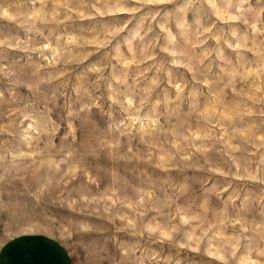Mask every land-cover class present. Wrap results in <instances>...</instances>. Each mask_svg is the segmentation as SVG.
Listing matches in <instances>:
<instances>
[{"label":"clouds","instance_id":"1","mask_svg":"<svg viewBox=\"0 0 264 264\" xmlns=\"http://www.w3.org/2000/svg\"><path fill=\"white\" fill-rule=\"evenodd\" d=\"M72 264H264V0H0V249Z\"/></svg>","mask_w":264,"mask_h":264},{"label":"crops","instance_id":"2","mask_svg":"<svg viewBox=\"0 0 264 264\" xmlns=\"http://www.w3.org/2000/svg\"><path fill=\"white\" fill-rule=\"evenodd\" d=\"M0 264H72L68 253L44 236H24L2 248Z\"/></svg>","mask_w":264,"mask_h":264},{"label":"rangeland","instance_id":"3","mask_svg":"<svg viewBox=\"0 0 264 264\" xmlns=\"http://www.w3.org/2000/svg\"><path fill=\"white\" fill-rule=\"evenodd\" d=\"M1 251H2V249H0V255H1ZM1 258V257H0ZM71 259V258H70ZM72 261V260H71Z\"/></svg>","mask_w":264,"mask_h":264}]
</instances>
